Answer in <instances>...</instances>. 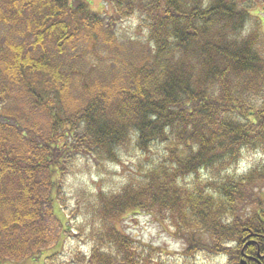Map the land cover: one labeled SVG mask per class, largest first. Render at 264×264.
Segmentation results:
<instances>
[{"label": "trees", "instance_id": "trees-1", "mask_svg": "<svg viewBox=\"0 0 264 264\" xmlns=\"http://www.w3.org/2000/svg\"><path fill=\"white\" fill-rule=\"evenodd\" d=\"M101 1L113 16L0 0V264L37 262L67 233L61 180L157 145L137 180L79 206L92 244L72 264H143L120 229L129 212L167 216L187 255L233 245L230 264H264V167L237 171L264 153V40L247 26L264 0ZM134 17L144 42L116 37Z\"/></svg>", "mask_w": 264, "mask_h": 264}, {"label": "rangeland", "instance_id": "rangeland-1", "mask_svg": "<svg viewBox=\"0 0 264 264\" xmlns=\"http://www.w3.org/2000/svg\"><path fill=\"white\" fill-rule=\"evenodd\" d=\"M85 2L92 11L104 16L114 15L113 10L105 6L101 0H85ZM255 2L256 10L251 14L258 19L255 23L249 22L247 26L248 29L257 28L264 40V4ZM138 26L139 22L135 17L122 21L116 27V37L127 41L144 42L145 32L138 29ZM5 31L8 30L0 29L2 41L7 38ZM163 156V145H157L147 153L139 152L129 146L120 151V163L106 164L104 167L88 164L78 173L61 180L59 197L63 206L53 203V210L59 221L65 225L62 228L67 233L60 236L50 250H45L37 262L29 260L14 264H43L46 257L57 252L58 257L52 256L53 264H72L75 254H90L92 243L84 235L86 229L81 234L76 231L78 227L86 223L84 222L85 210L79 209V206L84 207L88 200H91L92 195L98 191H116L132 179L137 180L149 167L160 162ZM253 167H264V153H245L237 171L244 169L247 172ZM120 229L136 243L135 245L141 251L143 250V264H230L233 263L232 259L235 256L233 245L228 246L227 251H217L214 254L200 252L187 255L185 241L174 234L175 225L162 214L129 212L123 216ZM50 262L52 264V259Z\"/></svg>", "mask_w": 264, "mask_h": 264}, {"label": "flooded vegetation", "instance_id": "flooded-vegetation-1", "mask_svg": "<svg viewBox=\"0 0 264 264\" xmlns=\"http://www.w3.org/2000/svg\"><path fill=\"white\" fill-rule=\"evenodd\" d=\"M190 253H191V244H190ZM263 257H264V254H263Z\"/></svg>", "mask_w": 264, "mask_h": 264}]
</instances>
